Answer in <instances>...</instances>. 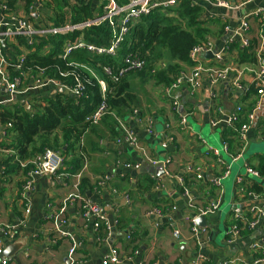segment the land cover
I'll use <instances>...</instances> for the list:
<instances>
[{
    "label": "crops",
    "instance_id": "0c3cea01",
    "mask_svg": "<svg viewBox=\"0 0 264 264\" xmlns=\"http://www.w3.org/2000/svg\"><path fill=\"white\" fill-rule=\"evenodd\" d=\"M80 2L91 3L93 15L101 11V0ZM262 6L263 0H254L242 10L223 15V21L220 17L211 20L233 27L247 11ZM207 10L205 8L204 12ZM210 10L211 14L224 13V10ZM251 25L255 31L254 20ZM213 37L214 50L221 51L223 37ZM238 61L235 49L221 52V63L212 58L204 59L205 66L230 68L229 82L219 84L216 103L210 99L207 85L195 92L186 86L174 91L179 113L186 117L185 128L180 127L179 113L173 111L166 97L170 86L164 87L153 79L142 81L132 74L126 76L136 102L130 108L124 107L115 112L117 116L104 117L98 125L82 130L77 150L69 152L64 149V168L58 175L36 181L25 227L18 229L14 237L4 244L3 255L8 264H69L67 255L72 245H75V264L104 263L107 246L96 240L91 224L80 216L77 205H69L65 215L68 223L64 231L70 237L60 239L54 246L49 243L54 233L51 222L45 216L48 212L57 213L62 200L73 192L75 175H80V179L86 180L89 186L82 194L102 206L108 221L113 223L108 244L118 251L121 264H194L198 261L225 264L228 260H236L232 264H264V228L258 226L252 231L242 232L239 238L228 243V232L236 223L235 217H245L264 207L262 199L242 196L238 183V179L243 183L246 180L248 185L254 184L264 193V176L253 177L246 173V168L258 171L260 163L264 164V118L261 117L264 107L255 114V124L246 133L247 147L240 157L234 159L224 152L221 155L215 148L204 150L200 143V137L205 134L222 146L226 127L222 123L211 126L210 122L227 117L235 107L241 106L249 114L258 104L264 106V99L255 94L257 64ZM189 67L182 65L185 69ZM157 70L154 68L152 72ZM235 78L239 79L242 90L233 86ZM249 87L254 90L251 96L246 94ZM5 98L0 92V101ZM31 103L27 100L23 106L29 109ZM134 108L140 111L141 116L152 120L155 136H148L144 125L136 122L132 114ZM115 118L136 134L140 147L145 149L150 159L158 161V165H150L140 149L116 143L120 130ZM164 135L168 136L166 140ZM3 140V133L0 132V143ZM165 142L167 145L163 147ZM215 150L218 156L213 153ZM10 155L11 152L9 155L0 152V172L2 162ZM124 164H131L132 168H125ZM188 167L198 170V179L186 175ZM103 175H109L110 180L104 188L98 189L96 181ZM22 177L23 171L17 169L0 180L1 223H16L22 216L23 208L18 201ZM185 177L192 182L187 186L188 197L182 195L178 182L179 178ZM214 179H221L219 186L214 185ZM242 186L245 188V185ZM188 200H192L194 208L188 207ZM213 203H218V208L205 217L206 228L196 240L185 218L195 216L197 208ZM152 209L161 214L148 215L147 212ZM174 230L179 231L178 238L173 237ZM131 240L133 242L129 244ZM132 246L137 251L136 255L135 251L131 253ZM2 259L0 257V261Z\"/></svg>",
    "mask_w": 264,
    "mask_h": 264
},
{
    "label": "built area",
    "instance_id": "2783aa9c",
    "mask_svg": "<svg viewBox=\"0 0 264 264\" xmlns=\"http://www.w3.org/2000/svg\"><path fill=\"white\" fill-rule=\"evenodd\" d=\"M67 6L62 8L64 12V21L61 25H57L55 20L57 14L55 11L54 0H32L28 8L23 6V2L18 0L17 3L9 7L6 0L0 2V92L6 98L0 101V107L9 106L13 103L20 102L25 105L31 96L43 95L50 97L55 94L65 93L74 100L80 99L84 96L86 86L91 85L90 79L84 75L87 74L90 78L95 79L99 88L100 101L95 110L85 119V123L89 126H96L106 116H113L107 103V95L109 89L104 80L100 78L96 71L91 68L76 64L73 62H66V60L75 52L83 51L92 56L106 57L112 60L111 64L103 65L101 73L105 75L112 84L119 83L122 79L131 73L140 72L147 66V61L144 57L137 53L120 54L123 50L127 37L129 36L132 28L141 21L143 17L148 16L155 10L173 11L177 5L182 1H190L192 4L201 6L202 8V21L220 19L225 20L223 15L229 12H236L242 10L244 7L249 6L254 0H128L126 4L118 5L115 0H101L102 6L99 13L94 14L91 18L84 19L78 23H71V10L70 8L78 5L81 0H65ZM208 9L204 12V9ZM224 10L223 14H211L210 9ZM210 10V11H209ZM70 12V13H69ZM213 12V11H212ZM256 22V38L258 41V48L256 50V64L257 72L255 74L254 86L256 95L264 99V0L261 8H254L247 11L242 16L237 24L229 27L224 24V30L221 36L222 50H214L213 36L208 37L206 40L193 46L188 54L189 62L191 63L189 69L180 70L174 77L173 82L167 89L166 97L170 100L172 109L179 113V102L177 97L174 96V91L182 86L190 88L192 92L199 91L204 85L209 88V96L213 102L219 99V84L228 83L230 76L229 67H213L205 66L204 59H208L205 55L210 53L216 63H221V52L227 53L230 45L237 43L238 48L243 49L248 47L249 40L248 34L253 31L251 21ZM106 28L109 39L106 44H96L87 40L84 36V31L92 28ZM254 31V32H255ZM75 32L79 34L74 40H67L62 45V53L58 59L65 61V69L56 68L54 76L49 74L50 67H38L36 65H27V58L35 51L37 46L42 40L48 36L58 35H71ZM23 40L22 42H19ZM49 46L45 45L40 50V55L47 54ZM70 79L69 83L65 80ZM233 86L237 90H242L243 86L240 84L239 79L235 78ZM176 97V98H175ZM26 99V100H25ZM31 101V100H30ZM261 105L258 104L254 111L247 115L246 123L239 126L235 131L237 132V141L239 144L238 155L240 157L247 147L248 130L255 124V114L260 110ZM242 112V107L237 106L233 109L232 113L227 117L223 116L219 120L210 122L211 126H216L222 123L226 128H234V124L238 121ZM133 117L138 124L145 127V133L148 136H155L152 120L146 116H141L137 108L132 110ZM222 115V113H221ZM180 127L185 128L186 117L179 113ZM120 134L116 139L117 144H126L132 148L140 149L146 161L150 165H158V161L150 159L144 148L140 147V143L136 134L132 133L124 122L115 118ZM10 124L0 123V132L3 136L6 134V129ZM168 129V127H166ZM164 135V140L167 139ZM170 140V139H169ZM162 145V144H161ZM167 142L162 146L165 147ZM222 149L225 154L227 152V145L222 143ZM0 152L10 154L8 150L0 149ZM218 156V151L213 152ZM168 163V161L166 162ZM119 165V162L116 163ZM163 164V162H162ZM125 168H132L131 164H124ZM20 168L24 171L21 180V185L18 193V201L20 202L23 213L16 223H1L0 222V256L3 254L4 244L6 241L14 237V233L25 227L27 217L31 211V194L34 192L35 183L38 179L43 177H54L64 168V157L59 151L52 149H45L42 153L36 155L28 162H20ZM246 173L253 177H259L258 173L250 168H246ZM186 175L198 179V170L193 167L187 168ZM76 179L73 185V192L64 198L57 210V213L51 214L48 212L45 216L52 224V232L54 235L50 237V246L57 245V242L62 238H69L70 235L64 231V227L68 223V218L65 216L69 205H77L79 207V214L86 223H90L96 240L107 246L108 253L105 256L103 264H121L122 259L119 256L115 247H111L108 241L113 231V223L107 219L102 206L95 203L89 198H86L80 193L79 183L80 175H75ZM110 176L103 175L98 177L96 187L98 189L104 188L109 182ZM221 179H214L213 183L219 186ZM178 182L182 188V195L188 197V187L183 178H179ZM240 194L245 198L262 199L264 201V193L256 195L252 192H246L241 183ZM242 186V187H241ZM188 207L194 208L192 200H188ZM50 208V206H48ZM218 208V203L206 205L196 209L195 216L186 217L185 221L189 225V230L194 239H198L203 229L199 228L196 224L198 218H205L213 214ZM148 215H160L161 213L152 209L147 212ZM236 223L234 224L228 234L231 243L236 238H239L242 232H249L255 228H264V207L255 209L252 213L245 217L236 216ZM198 236V237H197ZM173 237H179V231H173ZM201 244L200 242H198ZM137 251L134 252L136 255ZM75 245H72L68 250V263L75 264ZM236 260H228L225 264H232ZM0 264H8L5 257L0 261ZM194 264H203L202 261L195 262ZM257 264V262L253 263Z\"/></svg>",
    "mask_w": 264,
    "mask_h": 264
},
{
    "label": "trees",
    "instance_id": "16d2710c",
    "mask_svg": "<svg viewBox=\"0 0 264 264\" xmlns=\"http://www.w3.org/2000/svg\"><path fill=\"white\" fill-rule=\"evenodd\" d=\"M6 1L8 6L12 7L18 0ZM20 1L23 2V6L26 8L32 2V0ZM115 1L118 5H123L128 2V0ZM54 6L56 14L58 15L55 23L61 25L64 21L62 8L67 6V2L65 0H54ZM90 8L91 3L83 2H79L78 5L71 7V23L75 24L84 19L91 18L93 13ZM170 12L171 14L167 15L160 10H155L148 16L143 17L132 28L123 50L120 51L122 55L133 52L146 59L147 67L140 72L131 73L133 77H139L142 81L153 79L157 84H163L164 87L171 85L174 77L181 69L180 64L191 65L188 54L193 46L206 40L209 36H221L224 34V24H219V22L215 21L205 23L200 20L202 15L201 6L192 4L190 1L180 2ZM216 26H220V28L213 33L212 31L216 29H212L211 27ZM78 34V32H75L71 35L48 36L35 46V51L27 58V65L50 67L48 72L51 76H54L56 68L65 69V61L58 59V56L62 53L63 43L69 39L74 40ZM84 36L87 40L96 44H106L109 39V34L104 27L85 30ZM248 40V47L243 49L238 48L236 41L230 45L231 50L235 49L237 51L238 63H256L255 53L258 48L256 31L249 32ZM22 41L20 40L19 42ZM45 45L49 46V50L47 54L42 56L40 55V50ZM156 48L168 50L172 59L177 60L179 64L168 65L161 72H152L151 55H153ZM66 62L85 65L96 71L100 78L106 82L109 89L107 103L113 115H116L115 112H118L121 108L132 107L136 102L135 95L128 87L127 78L122 79L114 85L101 73L102 66L111 64V59L92 56L83 51H75ZM84 75L90 79L91 85L86 86L84 96L78 100H74L64 93H60L50 97H44L43 95L31 96L30 100L32 103L29 109H26L19 102L7 107H0V123L10 124V127L6 129L3 142L0 143V149L11 152V155L1 164L0 180L2 177L14 173L17 169H21L20 162L32 160L45 149L59 151L61 154L65 148L69 152L77 150L78 144L80 143L81 131L93 127L84 121L95 110L100 101L97 82L87 74ZM65 81L69 83L70 79H66ZM246 94L247 96L254 94L253 88L249 87ZM251 104L249 105L250 108L252 106ZM247 115L246 110L242 109L238 121L234 124V128H225L224 130L222 138L228 147L227 152L230 156H236L238 153L239 144L235 129L246 123ZM78 160L77 158L76 161ZM258 169L256 171L258 175L264 176V164L260 163ZM184 180L187 186L191 185L192 182H189L188 177H185ZM246 182L244 180L245 184L243 183L246 192H252L254 194L263 193L256 185H248V182ZM86 183V180H80L79 190L81 194L89 187ZM1 193L2 190H0ZM236 224L241 226L240 222ZM132 242L133 240L129 241V244ZM127 247L129 248L130 245ZM131 249V253H133L135 251L134 246Z\"/></svg>",
    "mask_w": 264,
    "mask_h": 264
},
{
    "label": "rangeland",
    "instance_id": "374dc122",
    "mask_svg": "<svg viewBox=\"0 0 264 264\" xmlns=\"http://www.w3.org/2000/svg\"><path fill=\"white\" fill-rule=\"evenodd\" d=\"M162 13L164 14H171V12H167V11H162L160 10ZM213 21V20H211ZM211 21L209 20H206L204 21L205 23H210ZM212 29H216L214 31H212L213 33L216 32L217 30H219L220 26H216V27H211ZM217 36V35H215ZM151 60H152V69L156 68L157 69H162L163 71L167 68L168 65H175V64H179V62L177 60H174L172 59V57L170 56L168 50L166 49H162V48H156L154 50V53L153 55H151ZM181 66V69L180 70H183L185 68H182V64H180ZM185 66V65H183ZM147 67V66H146ZM151 69V68H150ZM155 72H159L158 70L155 71ZM110 117V116H109ZM200 143H201V146L204 150H207L208 148H215L219 151V153H223L222 151V146L221 144L214 140H211L210 137L208 135H205L203 134L201 137H200Z\"/></svg>",
    "mask_w": 264,
    "mask_h": 264
},
{
    "label": "water",
    "instance_id": "95a60500",
    "mask_svg": "<svg viewBox=\"0 0 264 264\" xmlns=\"http://www.w3.org/2000/svg\"><path fill=\"white\" fill-rule=\"evenodd\" d=\"M207 58H210L211 56H212V54H210V53H208V54H206L205 55ZM65 94V93H64ZM261 107H264V106H261ZM261 109V108H260ZM261 117H263L264 118V114H261ZM262 141L264 142V136H263V138H262ZM196 224H197V226L199 227V228H201V229H203V228H206V220H205V218H198L197 220H196ZM3 254H4V252H3ZM1 255L0 257L1 258H4V255Z\"/></svg>",
    "mask_w": 264,
    "mask_h": 264
}]
</instances>
